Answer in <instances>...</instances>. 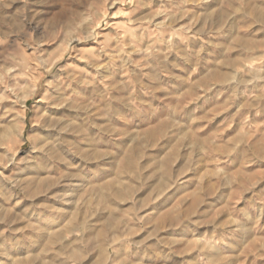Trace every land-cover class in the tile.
<instances>
[{
    "label": "rangeland",
    "instance_id": "rangeland-1",
    "mask_svg": "<svg viewBox=\"0 0 264 264\" xmlns=\"http://www.w3.org/2000/svg\"><path fill=\"white\" fill-rule=\"evenodd\" d=\"M0 264H264V0H0Z\"/></svg>",
    "mask_w": 264,
    "mask_h": 264
}]
</instances>
